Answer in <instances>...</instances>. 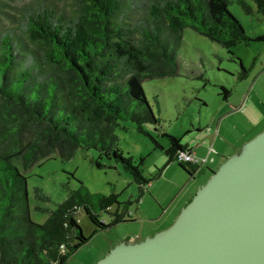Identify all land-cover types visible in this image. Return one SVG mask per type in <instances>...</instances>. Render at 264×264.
I'll use <instances>...</instances> for the list:
<instances>
[{"label": "trees", "instance_id": "trees-1", "mask_svg": "<svg viewBox=\"0 0 264 264\" xmlns=\"http://www.w3.org/2000/svg\"><path fill=\"white\" fill-rule=\"evenodd\" d=\"M231 2L264 19V0H0V264H66L88 240L79 209L95 226L92 234L133 220L129 201L117 193H93L94 208L86 187L71 188L68 180L67 196L35 222L20 165L26 170L52 153L68 160L79 148L91 149L97 167L103 159L110 167L120 164L141 195L150 181L142 174L143 157L137 164L114 146L119 121L130 120L163 150L166 163L177 162L189 177L202 168L179 158L191 150L161 127L142 82L179 74L185 27L229 51L264 41L246 33L228 10ZM246 73L242 68L238 78ZM220 89L226 99L229 90ZM35 192L48 199L40 188ZM99 211L110 214L108 224Z\"/></svg>", "mask_w": 264, "mask_h": 264}, {"label": "rangeland", "instance_id": "rangeland-1", "mask_svg": "<svg viewBox=\"0 0 264 264\" xmlns=\"http://www.w3.org/2000/svg\"><path fill=\"white\" fill-rule=\"evenodd\" d=\"M228 10L249 36L264 35V19L256 10L246 13L236 2H231ZM178 58V75L145 79L142 86L155 115L161 119V127L179 137L184 145L186 142L200 141L207 150L217 137L211 151L215 161L204 165L196 179L189 181L188 185L185 183L188 175L177 162L166 163L163 150L155 148L151 139L130 120L119 121L114 131L117 136L114 146L124 155L131 156L137 164L139 158L143 157L140 164L142 174L150 181L141 195L138 185L120 164L110 167L109 162L103 159L104 165L97 167V152L91 149L79 148L68 160H62L57 153H52L26 170L20 165V170L27 176L30 217L38 223L48 216L45 208H54L67 196L68 188L63 185L68 180L71 188H77L80 184L86 187L94 208L96 198L92 196L93 193L115 192L119 201H129L127 209L132 221L116 223L94 234L95 226L84 210L79 209L76 218L82 234L88 240L70 255L66 264H95L119 241H135L138 234L146 237L156 227H163L157 230L168 227L186 203L182 205L185 198L188 200L206 182L210 176L209 167L212 170L219 167L220 150L224 154L234 150L230 156L264 128L263 40H252L250 44L239 43L229 51L218 42L185 27ZM242 68L247 73L243 78H238ZM220 85L229 90L226 99L219 94ZM198 127L200 133L197 132ZM143 129L156 136L164 147L167 146V140L156 135L153 127L143 125ZM36 187L48 199L39 197L35 192ZM176 206L181 207L168 224V216L172 217ZM167 208L168 212L162 214V210ZM111 209L114 210V207ZM99 218L106 224L111 220L106 211H99Z\"/></svg>", "mask_w": 264, "mask_h": 264}, {"label": "water", "instance_id": "water-1", "mask_svg": "<svg viewBox=\"0 0 264 264\" xmlns=\"http://www.w3.org/2000/svg\"><path fill=\"white\" fill-rule=\"evenodd\" d=\"M95 264H264V128L228 156L166 228Z\"/></svg>", "mask_w": 264, "mask_h": 264}, {"label": "crops", "instance_id": "crops-1", "mask_svg": "<svg viewBox=\"0 0 264 264\" xmlns=\"http://www.w3.org/2000/svg\"><path fill=\"white\" fill-rule=\"evenodd\" d=\"M220 127H221V122L218 123V129L220 130ZM196 129H199L197 132L200 133L201 129L198 127ZM216 140H217V137H215L212 141V145L209 144L211 147H209V149L205 150V147L202 146L203 144L200 142V141H193V142H186V145L187 147L191 150V152L198 158L200 159H205V162L202 163V167H204V165H206L209 161L211 162H214L215 161V158L212 157L211 155V151L213 150V148L215 147V143H216ZM243 142V141H242ZM207 143V141L205 142ZM239 148H237L236 151H238ZM234 151V150H233ZM233 151H231L229 154H231ZM221 154H220V159L218 160V164L222 163L224 161V159H226V155L228 156L229 154H224L225 152L224 151H221ZM210 172L212 170V168H210ZM214 170V169H213ZM201 170L199 169L195 174H193V176L189 177L187 176L186 179H185V183L188 185L189 184V181L191 180H194L196 179V176L198 175V173L200 172ZM202 175H205L204 172H202ZM203 183V182H201ZM196 187V186H195ZM194 194V193H193ZM192 196V195H191ZM191 198V197H190ZM190 198L188 200H186L187 198H185V200L183 201L182 205L186 202H188L190 200ZM185 203V204H186ZM184 204V205H185ZM181 205V206H182ZM181 206H176L173 214H172V217L170 218V215L168 216L169 217V221L167 222L168 224L172 222L173 218L175 217V215L178 213L179 211V208ZM169 210V208H167L166 210H162V214L163 213H167ZM167 217V216H166ZM162 218V217H161ZM160 218V219H161ZM160 228H163V227H159V228H154L153 232H151L150 234H148L147 236H150L152 235V233H154L155 231H158L157 229H160ZM144 236L140 237V235L138 234L136 237H135V241L137 240H141L143 239Z\"/></svg>", "mask_w": 264, "mask_h": 264}, {"label": "built area", "instance_id": "built-area-1", "mask_svg": "<svg viewBox=\"0 0 264 264\" xmlns=\"http://www.w3.org/2000/svg\"><path fill=\"white\" fill-rule=\"evenodd\" d=\"M179 158L185 161L196 162L201 164L205 162V159H200L196 157L192 152H182L180 153Z\"/></svg>", "mask_w": 264, "mask_h": 264}]
</instances>
